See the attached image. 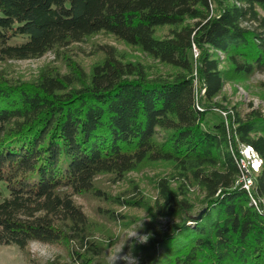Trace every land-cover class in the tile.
Returning a JSON list of instances; mask_svg holds the SVG:
<instances>
[{
  "label": "trees",
  "instance_id": "1",
  "mask_svg": "<svg viewBox=\"0 0 264 264\" xmlns=\"http://www.w3.org/2000/svg\"><path fill=\"white\" fill-rule=\"evenodd\" d=\"M161 26L172 29L157 38ZM99 32L176 73L149 77L109 47L77 86L47 73L34 86L0 83V245L65 243L73 263L93 264L99 250L73 196L92 191L99 174L170 161L203 189L204 211L193 218L160 182L157 206L179 222L153 263L264 264V115L221 108L225 117L205 125L226 78L264 71V0H0V60L39 58ZM240 144L262 159L256 205L235 184Z\"/></svg>",
  "mask_w": 264,
  "mask_h": 264
},
{
  "label": "rangeland",
  "instance_id": "2",
  "mask_svg": "<svg viewBox=\"0 0 264 264\" xmlns=\"http://www.w3.org/2000/svg\"><path fill=\"white\" fill-rule=\"evenodd\" d=\"M186 22L192 23L193 20ZM171 29L170 26L157 27L154 36H167ZM19 41L14 39L11 42ZM109 47L115 50L121 61L140 63L149 77L168 78L176 73L174 68L152 59L138 47L128 45L109 33L99 32L79 42L53 47L39 58L0 60V83L34 86L42 73H47L52 76L70 75L76 79L77 86L90 76L92 67L103 60L104 52ZM217 55L222 61L223 54L218 51ZM261 76H264V71L226 78L220 95L213 100L217 107L206 116V127L222 118L221 108L232 113L236 111L243 118L254 110L264 115V78ZM195 85L199 91V84ZM163 180L178 194L179 199H184L190 206L191 216L203 209V189L189 173L186 176L170 161H146L121 178L107 173L99 174L92 191L73 196L74 202L87 217L89 237L99 250L93 264H110L122 249L125 253L133 252L139 264H156L153 260L163 255L160 240L164 235H169L179 222L172 210L162 212L157 206V203H161L159 184ZM7 195L5 185L0 183V198ZM258 202L264 206V198H259ZM141 225V234H149L148 242L136 244L134 249L131 244L125 246L127 237ZM124 259L127 260L128 256ZM30 260L36 264H76L72 262L69 245L65 243L31 241L25 250L15 245H0V264H32Z\"/></svg>",
  "mask_w": 264,
  "mask_h": 264
},
{
  "label": "built area",
  "instance_id": "3",
  "mask_svg": "<svg viewBox=\"0 0 264 264\" xmlns=\"http://www.w3.org/2000/svg\"><path fill=\"white\" fill-rule=\"evenodd\" d=\"M193 53L195 56L197 55L196 48H193ZM202 92L203 89H201L200 93ZM221 113L225 117L226 112L222 111ZM237 153L238 154L235 156V162L239 170V176L237 177L235 184L240 185L248 193L250 202L256 205L257 202L252 191L254 188L255 173L259 171L262 159L250 145H238Z\"/></svg>",
  "mask_w": 264,
  "mask_h": 264
},
{
  "label": "clouds",
  "instance_id": "4",
  "mask_svg": "<svg viewBox=\"0 0 264 264\" xmlns=\"http://www.w3.org/2000/svg\"><path fill=\"white\" fill-rule=\"evenodd\" d=\"M261 77L264 78V76ZM142 227L143 225H141L139 229L134 231L131 236L127 237L125 246L131 244L132 249H134L136 244H146L148 242L150 238L149 234H141L140 229ZM125 256H128L127 260L124 259ZM130 262L131 264H139L138 258L133 255V252L131 254L125 253L122 249L121 253L117 254V256L110 262V264H130Z\"/></svg>",
  "mask_w": 264,
  "mask_h": 264
},
{
  "label": "water",
  "instance_id": "5",
  "mask_svg": "<svg viewBox=\"0 0 264 264\" xmlns=\"http://www.w3.org/2000/svg\"><path fill=\"white\" fill-rule=\"evenodd\" d=\"M203 211H204V209H202L197 215L193 216V218H195V219L200 218Z\"/></svg>",
  "mask_w": 264,
  "mask_h": 264
}]
</instances>
